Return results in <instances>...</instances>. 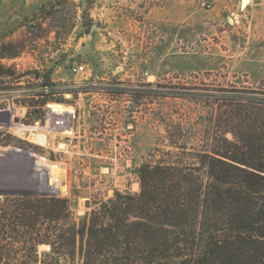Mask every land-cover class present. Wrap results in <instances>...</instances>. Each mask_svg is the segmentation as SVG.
I'll return each mask as SVG.
<instances>
[{"label": "rangeland", "instance_id": "rangeland-1", "mask_svg": "<svg viewBox=\"0 0 264 264\" xmlns=\"http://www.w3.org/2000/svg\"><path fill=\"white\" fill-rule=\"evenodd\" d=\"M229 95L264 108V0H0V162L20 150L26 192L67 199L77 222L138 194L145 165L197 163L178 148L234 128Z\"/></svg>", "mask_w": 264, "mask_h": 264}, {"label": "trees", "instance_id": "trees-1", "mask_svg": "<svg viewBox=\"0 0 264 264\" xmlns=\"http://www.w3.org/2000/svg\"><path fill=\"white\" fill-rule=\"evenodd\" d=\"M228 99L232 140L178 148L194 164L143 166L138 194L117 193L78 222L67 199L1 195L0 264H73L77 254L82 264H264V108ZM24 160H1V189L36 184Z\"/></svg>", "mask_w": 264, "mask_h": 264}, {"label": "water", "instance_id": "water-1", "mask_svg": "<svg viewBox=\"0 0 264 264\" xmlns=\"http://www.w3.org/2000/svg\"><path fill=\"white\" fill-rule=\"evenodd\" d=\"M30 77L32 78H36V77H40L43 78L44 75L43 74H36V73H30L29 74ZM17 122V120H16ZM36 138L38 140H40L41 142H47V137L40 134V135H36ZM21 151L15 148H11L9 150H6L4 152H1V160L5 159V158H10V157H16L19 155ZM29 157H31L34 166L37 165V156L34 154H28ZM0 195H35L34 193H30V192H26V191H18V190H6V191H1Z\"/></svg>", "mask_w": 264, "mask_h": 264}, {"label": "built area", "instance_id": "built-area-1", "mask_svg": "<svg viewBox=\"0 0 264 264\" xmlns=\"http://www.w3.org/2000/svg\"><path fill=\"white\" fill-rule=\"evenodd\" d=\"M70 72L75 76L84 75L86 73V66L84 64H73L70 68ZM55 117V116H54ZM68 124V118L67 116H56L53 119V126L55 128H65V126ZM37 144V143H36ZM39 145V144H37Z\"/></svg>", "mask_w": 264, "mask_h": 264}, {"label": "bare ground", "instance_id": "bare-ground-1", "mask_svg": "<svg viewBox=\"0 0 264 264\" xmlns=\"http://www.w3.org/2000/svg\"><path fill=\"white\" fill-rule=\"evenodd\" d=\"M251 0H241V7L245 8L247 5H249Z\"/></svg>", "mask_w": 264, "mask_h": 264}]
</instances>
